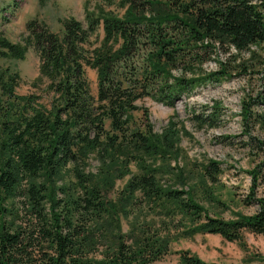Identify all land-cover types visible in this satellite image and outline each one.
I'll list each match as a JSON object with an SVG mask.
<instances>
[{"label":"trees","instance_id":"1","mask_svg":"<svg viewBox=\"0 0 264 264\" xmlns=\"http://www.w3.org/2000/svg\"><path fill=\"white\" fill-rule=\"evenodd\" d=\"M111 3L121 12L107 9ZM83 8V23L63 19L58 32L33 19L20 42L0 34V59L22 60L33 50L31 83L41 91L15 93L19 72L0 69V264H150L169 253L178 235L196 233L243 247L246 230L264 242L263 199L254 198L257 211L229 220L208 216L200 204L198 192L219 202L210 190L221 173L217 161L179 173V183L190 182L187 190L162 184L156 162L166 165L177 155L179 129L169 119L154 132L138 105L148 98L173 108L196 87L222 80L223 63L213 71L203 67L219 51L232 50L235 58L253 55L258 45L264 71V0H96L93 6L84 0ZM85 67L95 71V95ZM258 99L264 104V95ZM243 112V120L264 122ZM190 114L200 126L217 121L212 110ZM89 154L98 161L95 172L83 169ZM248 173L254 182L257 171ZM123 174L128 179L109 196L114 175ZM148 210L164 216L154 220ZM168 217L185 228L178 232ZM177 254L180 264H217L188 250Z\"/></svg>","mask_w":264,"mask_h":264},{"label":"rangeland","instance_id":"2","mask_svg":"<svg viewBox=\"0 0 264 264\" xmlns=\"http://www.w3.org/2000/svg\"><path fill=\"white\" fill-rule=\"evenodd\" d=\"M87 2L89 6H93L96 0ZM83 4L84 0H0V34L11 42H20L26 35L24 27L29 20L34 19L56 32L61 29L63 19L72 17L83 23ZM107 9L121 12L113 3ZM98 33L100 38L101 31L98 30ZM250 51H254V54L240 53L235 58L229 55L235 54L232 50L212 55V59L204 62V69L216 70L217 61H220L226 67L227 76L218 82H207L196 87L173 108L148 98L138 102L139 106L146 109L147 122L154 132L160 133L169 119L179 129L175 141L177 155L168 157L166 165L160 164V160L156 162L162 169V184L187 190L190 182L179 183L177 179L183 181L178 176L179 173L187 176V167L196 169L207 159L218 162L221 173L210 190L219 202H207L199 192L197 197L208 216L223 220L234 219L236 212L252 214L260 205L254 198L264 200V122L260 124L258 119L250 118L246 121L242 118L243 110L258 113L264 118V104L258 99V96L264 95V71L261 70L257 57L261 47L252 46ZM37 63L33 50L29 48L22 60L0 59V69L8 67L19 72L21 82L15 88V93H40L31 83L37 76ZM84 72L90 93L95 95V71L85 67ZM255 99H258L257 103L251 101ZM203 108L206 113L214 111L217 120L214 126H200L191 119L190 110L197 112ZM136 116V122L143 125L145 120L139 121L138 113ZM97 167V159L89 154L84 161V171L95 172ZM129 168L133 169L131 165ZM250 170L257 171L254 182L248 173ZM128 177L129 174L114 175L115 180L108 195L116 196ZM66 179L64 176V180ZM250 192L253 200L245 204L243 200L251 195ZM145 214L153 216L154 220L164 216L158 214L157 210H148ZM171 219L173 220L167 221ZM165 221L172 228L176 227L178 232L185 228L178 217H168ZM122 228L126 229L124 222ZM242 235L243 247L235 242L225 241L216 234L196 233L187 237L178 235V238L171 241L169 253L150 264H180L178 250H188L203 261L217 264H264V242L261 236L246 230L242 231Z\"/></svg>","mask_w":264,"mask_h":264}]
</instances>
